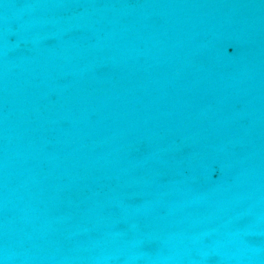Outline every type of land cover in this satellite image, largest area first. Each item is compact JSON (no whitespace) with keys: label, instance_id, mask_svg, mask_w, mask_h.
Instances as JSON below:
<instances>
[{"label":"water","instance_id":"95a60500","mask_svg":"<svg viewBox=\"0 0 264 264\" xmlns=\"http://www.w3.org/2000/svg\"><path fill=\"white\" fill-rule=\"evenodd\" d=\"M0 264H264V0H0Z\"/></svg>","mask_w":264,"mask_h":264}]
</instances>
